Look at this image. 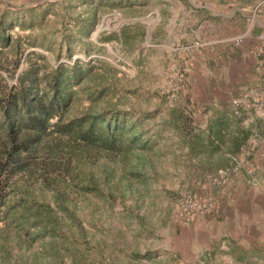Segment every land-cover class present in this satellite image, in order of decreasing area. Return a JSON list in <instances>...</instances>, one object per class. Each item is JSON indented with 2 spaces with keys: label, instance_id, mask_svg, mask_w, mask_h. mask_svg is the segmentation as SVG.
Listing matches in <instances>:
<instances>
[{
  "label": "rangeland",
  "instance_id": "obj_1",
  "mask_svg": "<svg viewBox=\"0 0 264 264\" xmlns=\"http://www.w3.org/2000/svg\"><path fill=\"white\" fill-rule=\"evenodd\" d=\"M147 7L154 1L0 0V75L6 84L14 85L28 69L24 61L33 52L49 63L35 61L40 76L76 63L81 80L73 84L63 122L99 114L106 120L96 125L114 147L76 149L70 163L61 158L67 172L46 153L39 155L36 166L0 186V264H173L176 205L202 183L187 186L181 173L162 169L160 155L151 151L154 141L141 139L170 126L157 121L163 113L157 88H143L156 77L138 70L129 53L136 35L120 42L113 33L143 17ZM106 122L121 129L106 132ZM248 157L238 158L246 164ZM211 189L219 202L223 193Z\"/></svg>",
  "mask_w": 264,
  "mask_h": 264
},
{
  "label": "crops",
  "instance_id": "obj_2",
  "mask_svg": "<svg viewBox=\"0 0 264 264\" xmlns=\"http://www.w3.org/2000/svg\"><path fill=\"white\" fill-rule=\"evenodd\" d=\"M153 1L143 17L115 30L114 39L136 35L129 53L138 70L156 77L144 89L159 91L173 63L186 83L176 105L167 107L162 97L156 105L163 112L157 121L170 127L141 139L154 141L162 169L181 173L190 187L249 155L221 191L215 215L179 224L171 238L173 264H264V118L231 106L262 80L256 68L264 65V0ZM259 49L260 57L251 54Z\"/></svg>",
  "mask_w": 264,
  "mask_h": 264
},
{
  "label": "trees",
  "instance_id": "obj_3",
  "mask_svg": "<svg viewBox=\"0 0 264 264\" xmlns=\"http://www.w3.org/2000/svg\"><path fill=\"white\" fill-rule=\"evenodd\" d=\"M3 45H7V41ZM28 56L24 61L26 65L29 62L28 69L20 72L14 85H7L0 75V128L4 129L0 134V186L7 179L36 166L39 155L46 153L51 164L67 172L68 165L60 168L66 161L61 158L70 163L76 149L90 152L96 148H114L113 139L109 140L96 125L99 121L105 122V117L85 114L63 122L65 110L76 93L73 84L81 80L74 74L76 63L72 66L60 64L40 76L41 67L35 66V61L43 60V65L48 67L47 59L35 52ZM109 123L101 124L106 132L113 134L121 129H111ZM41 162L48 168L45 158Z\"/></svg>",
  "mask_w": 264,
  "mask_h": 264
},
{
  "label": "built area",
  "instance_id": "obj_4",
  "mask_svg": "<svg viewBox=\"0 0 264 264\" xmlns=\"http://www.w3.org/2000/svg\"><path fill=\"white\" fill-rule=\"evenodd\" d=\"M240 42L241 39L236 40L235 45H239ZM193 46L200 48L202 44L197 42ZM251 54L260 57L261 51L260 49L254 50ZM256 73L262 78L260 85L257 88L248 89L241 97L233 99L231 106L236 112H253L256 116L264 118V65L262 63L258 64ZM185 79L180 66L176 63L168 66L159 95L169 107H173L176 104L184 89ZM241 156L243 157L244 155L242 154ZM243 165L245 164H243L241 159L233 158L231 166L207 175L206 183L200 185L198 190L182 196L178 201L174 217L175 222L181 225H191L207 216L215 215L219 210V202L211 188L217 191L226 189Z\"/></svg>",
  "mask_w": 264,
  "mask_h": 264
}]
</instances>
